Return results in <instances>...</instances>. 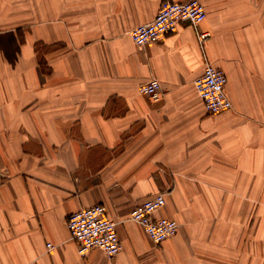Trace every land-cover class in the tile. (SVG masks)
I'll list each match as a JSON object with an SVG mask.
<instances>
[{"label":"crops","instance_id":"obj_1","mask_svg":"<svg viewBox=\"0 0 264 264\" xmlns=\"http://www.w3.org/2000/svg\"><path fill=\"white\" fill-rule=\"evenodd\" d=\"M163 1L0 0V264H264V0H201L202 45L189 22L135 44ZM204 57L230 110L194 89ZM152 77L158 101L138 91ZM159 192L179 229L156 245L129 214ZM92 205L114 257L70 237Z\"/></svg>","mask_w":264,"mask_h":264},{"label":"built area","instance_id":"obj_2","mask_svg":"<svg viewBox=\"0 0 264 264\" xmlns=\"http://www.w3.org/2000/svg\"><path fill=\"white\" fill-rule=\"evenodd\" d=\"M205 16L206 9L201 0L181 2L166 0L160 4L151 21L131 28L129 36L135 44L143 46L158 42L163 35L175 32L181 22H189L196 30L202 45L209 32H199L197 26ZM204 58L203 70L193 80L194 89L203 100L209 114L230 110L232 102L225 89L227 77L222 69ZM138 91L153 101H158L166 89L159 79L152 77L140 83ZM164 204L165 194L155 193L135 204L129 214L130 220L140 224L156 245L176 235L179 229L175 219L156 216V212ZM67 228L81 255L96 247L109 257H114L121 249L117 223L107 215L106 208L102 205H92L71 212L67 219ZM47 247L51 248L52 244L48 243Z\"/></svg>","mask_w":264,"mask_h":264}]
</instances>
